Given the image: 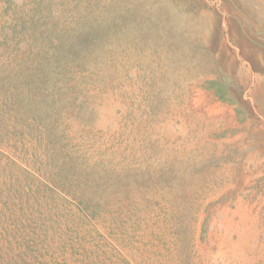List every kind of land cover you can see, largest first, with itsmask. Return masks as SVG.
<instances>
[{"label": "rangeland", "instance_id": "374dc122", "mask_svg": "<svg viewBox=\"0 0 264 264\" xmlns=\"http://www.w3.org/2000/svg\"><path fill=\"white\" fill-rule=\"evenodd\" d=\"M0 264H264V0H0Z\"/></svg>", "mask_w": 264, "mask_h": 264}]
</instances>
